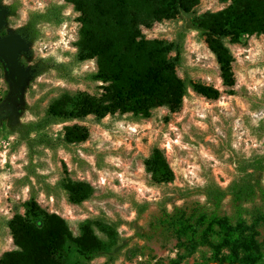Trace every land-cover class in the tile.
Here are the masks:
<instances>
[{"label": "rangeland", "instance_id": "rangeland-1", "mask_svg": "<svg viewBox=\"0 0 264 264\" xmlns=\"http://www.w3.org/2000/svg\"><path fill=\"white\" fill-rule=\"evenodd\" d=\"M230 2L200 0L191 13L143 27L148 39L178 41L182 46L179 76L214 86L221 92L219 98L209 99L189 87L175 112L162 106L149 118L116 112L101 120L88 115L52 124L46 131L53 138L74 123L86 126L90 136L82 143L51 149L11 132L10 119L41 118L51 100L65 91L100 94L102 82L86 78L97 70V62L76 61L81 23L73 4L0 0L6 9L3 33L24 27L33 11H44L53 3L64 5L65 20L59 25L40 22L39 36L26 42L18 62L29 69L39 59L51 57L68 63L74 77L62 78L49 69L38 76L29 73L16 88L8 68L0 69V258L17 248L7 221L16 214L34 218L27 206L30 200L42 211L67 219L75 235L91 222L103 239V249L91 261L68 243L61 254L63 264H170L179 255H185L181 264H216L214 253L222 246L223 230L213 224L214 217L232 224L243 217L252 223L264 214V170L255 173L247 167L264 154V34L226 41L235 79L228 87L206 32L198 26L205 13L219 11ZM9 7L15 10L10 12ZM155 146L164 150L174 171L171 182L157 184L145 169ZM246 171L253 173L250 178L256 185L248 199L236 201L226 195L218 203L208 200L205 192L210 185L226 188L240 176L247 177ZM67 177L90 183L93 195L81 204L70 202L59 184ZM257 230L263 248L260 264H264V220Z\"/></svg>", "mask_w": 264, "mask_h": 264}, {"label": "trees", "instance_id": "trees-1", "mask_svg": "<svg viewBox=\"0 0 264 264\" xmlns=\"http://www.w3.org/2000/svg\"><path fill=\"white\" fill-rule=\"evenodd\" d=\"M65 1L73 4L75 11L80 13L76 61L96 60L97 70L86 78L102 82V92L97 95L65 91L51 100L41 118L28 122L10 119L11 132L17 133L21 139L51 149L69 147L86 141L90 136L89 129L74 123L66 125L60 137L53 138L46 131L50 125L83 120L88 115L101 120L116 112L132 113L136 119L149 118L154 109L162 106L175 112L181 108L189 87L209 99L220 97V90L214 86L179 76L177 67L182 61V46L178 41L148 39L143 32V27L150 28L156 21L191 13L200 0ZM9 8L10 12L15 10V7ZM63 9L64 5L53 3L44 11L31 12L18 34L27 43L35 40L40 34L37 28L40 22L59 25L65 20ZM198 26L206 32L207 43L216 56L224 85L231 87L235 84L233 57L226 41L235 43L244 35L264 34V0H231L225 8L205 13ZM49 69L56 70L62 78L74 80L69 64L51 57L39 59L28 70L32 76H38ZM247 167L255 173L263 171L264 154L251 160ZM145 169L157 184L175 178L164 150L158 146L152 148L145 160ZM245 170L246 167L241 169L242 172ZM252 172L246 171L247 177L240 176L226 188L210 185L205 195L214 203L226 195L236 201L246 200L256 190L250 178ZM59 184L74 204H81L94 193V187L86 181L67 177ZM27 206L34 218L16 214L7 221L17 248L5 252L0 264H63L61 254L68 243H73L88 261L103 249L105 243L93 223L84 224L81 233L75 235L67 219L58 213L42 211L34 200H30ZM263 220L264 214L252 223L243 217L235 224L214 217L213 224L223 230L222 246L214 253L215 263L260 264L263 248L257 229ZM107 232L111 234L112 231L108 229ZM193 240L192 237L190 242ZM224 249L228 250L227 253L223 252ZM184 258L185 255H179L170 264H181Z\"/></svg>", "mask_w": 264, "mask_h": 264}, {"label": "water", "instance_id": "water-1", "mask_svg": "<svg viewBox=\"0 0 264 264\" xmlns=\"http://www.w3.org/2000/svg\"><path fill=\"white\" fill-rule=\"evenodd\" d=\"M6 9L0 5V30L4 24L3 15ZM26 42L19 34L0 37V57L8 66V73L16 88H19L24 79L29 75V70L23 68L18 62V55L26 49Z\"/></svg>", "mask_w": 264, "mask_h": 264}, {"label": "flooded vegetation", "instance_id": "flooded-vegetation-1", "mask_svg": "<svg viewBox=\"0 0 264 264\" xmlns=\"http://www.w3.org/2000/svg\"><path fill=\"white\" fill-rule=\"evenodd\" d=\"M18 31L19 29L13 32H6V33L0 32V37H4L11 34H18L19 33ZM4 66L8 68L6 62L0 57V69H2Z\"/></svg>", "mask_w": 264, "mask_h": 264}]
</instances>
